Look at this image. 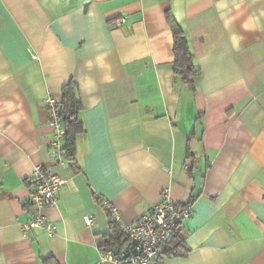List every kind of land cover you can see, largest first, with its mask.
<instances>
[{
    "label": "crops",
    "instance_id": "obj_1",
    "mask_svg": "<svg viewBox=\"0 0 264 264\" xmlns=\"http://www.w3.org/2000/svg\"><path fill=\"white\" fill-rule=\"evenodd\" d=\"M70 81L77 168L55 164L45 105ZM37 164L64 180L53 237L21 230ZM165 188L191 214L155 264H264V0H0V264H96L100 198L131 223Z\"/></svg>",
    "mask_w": 264,
    "mask_h": 264
},
{
    "label": "built area",
    "instance_id": "obj_2",
    "mask_svg": "<svg viewBox=\"0 0 264 264\" xmlns=\"http://www.w3.org/2000/svg\"><path fill=\"white\" fill-rule=\"evenodd\" d=\"M126 17L115 21L117 26L125 23ZM48 112V125L52 130L50 148L56 165L77 168L74 157L68 155L64 143L65 125L60 115V98L49 96L45 100ZM72 121L73 117H67ZM29 190L25 199L30 218L21 224V230L27 234L33 229H43L49 237L55 235L56 227L49 221L43 211L54 207L58 191L64 180L51 171L46 164H37L28 177ZM102 208L109 217L120 226L125 237L121 247L100 251L96 264H155L163 248L180 230L182 223L191 214V203L179 204L163 189L160 201L147 213L131 223H121L118 209L104 198H100ZM85 224L92 222L89 216L83 218Z\"/></svg>",
    "mask_w": 264,
    "mask_h": 264
},
{
    "label": "trees",
    "instance_id": "obj_3",
    "mask_svg": "<svg viewBox=\"0 0 264 264\" xmlns=\"http://www.w3.org/2000/svg\"><path fill=\"white\" fill-rule=\"evenodd\" d=\"M172 51L174 56L173 70L176 79L190 87L194 86V78L199 75V69L193 64V55L189 49L187 38L182 29L177 25L172 26ZM81 109V103L76 97V85L74 82H69L63 87L60 96V115L64 119L65 138L64 143L68 155L73 157L74 138L82 131V124L78 118V113ZM72 116L73 120L68 121L67 117ZM108 215V214H107ZM109 231L107 233L108 240L101 250L111 249L113 246L118 247L124 245L125 237L117 223L112 220L109 215Z\"/></svg>",
    "mask_w": 264,
    "mask_h": 264
}]
</instances>
